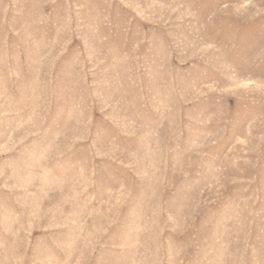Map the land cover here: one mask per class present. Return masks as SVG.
Wrapping results in <instances>:
<instances>
[{"label": "rangeland", "instance_id": "obj_1", "mask_svg": "<svg viewBox=\"0 0 264 264\" xmlns=\"http://www.w3.org/2000/svg\"><path fill=\"white\" fill-rule=\"evenodd\" d=\"M0 264H264V0H0Z\"/></svg>", "mask_w": 264, "mask_h": 264}]
</instances>
